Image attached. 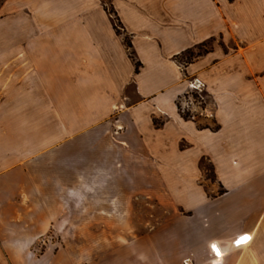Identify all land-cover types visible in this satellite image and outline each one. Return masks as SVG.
Listing matches in <instances>:
<instances>
[{
    "label": "crops",
    "instance_id": "crops-1",
    "mask_svg": "<svg viewBox=\"0 0 264 264\" xmlns=\"http://www.w3.org/2000/svg\"><path fill=\"white\" fill-rule=\"evenodd\" d=\"M151 202L158 259L111 264H264V0H0V264H107L13 244Z\"/></svg>",
    "mask_w": 264,
    "mask_h": 264
},
{
    "label": "rangeland",
    "instance_id": "rangeland-1",
    "mask_svg": "<svg viewBox=\"0 0 264 264\" xmlns=\"http://www.w3.org/2000/svg\"><path fill=\"white\" fill-rule=\"evenodd\" d=\"M107 9L112 13L108 5ZM113 18L118 32L126 38L127 35L124 34L116 16L113 15ZM209 46V43H205L198 49L186 53L183 59L193 58V55L202 53ZM204 97V94L199 89L193 86L190 87L189 92L178 100L183 114L191 116L194 102L200 105ZM202 167L205 170L206 177L213 178L212 171L206 161H202ZM120 206L122 207L121 210L126 211V204L123 203ZM147 206L150 208L145 212L141 206H137L134 218L118 219L112 218L111 215L105 212H97L96 205L88 203L87 216L81 220L83 228L79 232L77 230L73 232L74 229H72L71 233L65 235V238L71 243V249L66 251L64 255L58 244L51 245L52 242L58 243L62 241L63 236L49 232L32 246L33 255L39 259L29 258L25 250L26 240L30 236H34L33 234L37 231L39 232V228L37 229L33 225L30 234L18 235L17 241L13 244L16 262H104L111 264L113 262H141L144 258L147 262H156L159 257L157 250H150L144 253L138 249L141 248L139 245L142 243L144 236H147L150 243L155 241L158 228L165 220L160 217L153 202ZM41 219L40 223L45 222V219ZM117 226L122 228L120 230L122 232L120 234H112L111 228ZM48 244L51 245V249L48 253H45Z\"/></svg>",
    "mask_w": 264,
    "mask_h": 264
},
{
    "label": "trees",
    "instance_id": "trees-1",
    "mask_svg": "<svg viewBox=\"0 0 264 264\" xmlns=\"http://www.w3.org/2000/svg\"><path fill=\"white\" fill-rule=\"evenodd\" d=\"M125 41H126V45H127L128 49H131V47H132V43L130 42L129 38L126 37V38H125ZM187 53H190V52H187ZM130 55H131L132 57H134V56H133V52H131V51H130ZM194 56H195V55H193V57H194ZM192 59H193V58H188L187 61H190V60H192ZM139 65H140V63H139V62H136V67H137V69L139 68Z\"/></svg>",
    "mask_w": 264,
    "mask_h": 264
},
{
    "label": "snow or ice",
    "instance_id": "snow-or-ice-1",
    "mask_svg": "<svg viewBox=\"0 0 264 264\" xmlns=\"http://www.w3.org/2000/svg\"><path fill=\"white\" fill-rule=\"evenodd\" d=\"M248 239V237H242L241 241H246Z\"/></svg>",
    "mask_w": 264,
    "mask_h": 264
},
{
    "label": "built area",
    "instance_id": "built-area-1",
    "mask_svg": "<svg viewBox=\"0 0 264 264\" xmlns=\"http://www.w3.org/2000/svg\"><path fill=\"white\" fill-rule=\"evenodd\" d=\"M193 87H197V85L195 83L192 84Z\"/></svg>",
    "mask_w": 264,
    "mask_h": 264
}]
</instances>
